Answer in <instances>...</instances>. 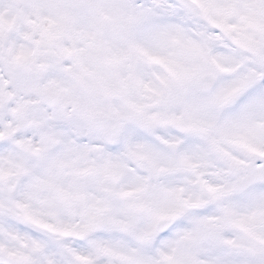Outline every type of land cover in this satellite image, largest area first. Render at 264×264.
Masks as SVG:
<instances>
[{
	"label": "snow or ice",
	"instance_id": "snow-or-ice-1",
	"mask_svg": "<svg viewBox=\"0 0 264 264\" xmlns=\"http://www.w3.org/2000/svg\"><path fill=\"white\" fill-rule=\"evenodd\" d=\"M0 264H264V0H0Z\"/></svg>",
	"mask_w": 264,
	"mask_h": 264
}]
</instances>
